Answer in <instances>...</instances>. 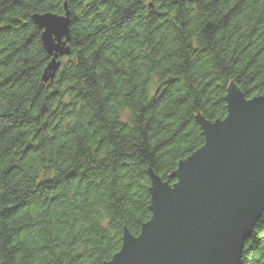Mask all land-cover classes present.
I'll use <instances>...</instances> for the list:
<instances>
[{
	"label": "trees",
	"instance_id": "16d2710c",
	"mask_svg": "<svg viewBox=\"0 0 264 264\" xmlns=\"http://www.w3.org/2000/svg\"><path fill=\"white\" fill-rule=\"evenodd\" d=\"M64 3L69 54L43 82L31 16ZM231 85L264 96V0H0V264L109 261ZM239 264H264V211Z\"/></svg>",
	"mask_w": 264,
	"mask_h": 264
},
{
	"label": "water",
	"instance_id": "95a60500",
	"mask_svg": "<svg viewBox=\"0 0 264 264\" xmlns=\"http://www.w3.org/2000/svg\"><path fill=\"white\" fill-rule=\"evenodd\" d=\"M63 6L61 15L31 16L51 57L43 82L69 54ZM225 101L223 119L200 122L204 143L178 162L174 183L149 174V220L136 236L124 230L119 251L103 264H239L264 211V96L246 99L231 85Z\"/></svg>",
	"mask_w": 264,
	"mask_h": 264
},
{
	"label": "bare ground",
	"instance_id": "6f19581e",
	"mask_svg": "<svg viewBox=\"0 0 264 264\" xmlns=\"http://www.w3.org/2000/svg\"><path fill=\"white\" fill-rule=\"evenodd\" d=\"M59 60V59H58Z\"/></svg>",
	"mask_w": 264,
	"mask_h": 264
}]
</instances>
